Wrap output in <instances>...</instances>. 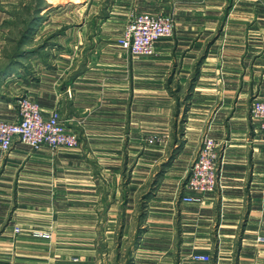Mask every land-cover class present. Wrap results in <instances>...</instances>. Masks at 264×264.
Wrapping results in <instances>:
<instances>
[{
	"label": "crops",
	"instance_id": "1",
	"mask_svg": "<svg viewBox=\"0 0 264 264\" xmlns=\"http://www.w3.org/2000/svg\"><path fill=\"white\" fill-rule=\"evenodd\" d=\"M27 6L0 0V117L17 119L29 96L80 142L5 152L21 206L0 264H264V134L251 115L264 97V0L41 2L24 36L15 10ZM131 12L174 17L155 55L120 46ZM205 136L220 146L219 185L190 202Z\"/></svg>",
	"mask_w": 264,
	"mask_h": 264
},
{
	"label": "built area",
	"instance_id": "2",
	"mask_svg": "<svg viewBox=\"0 0 264 264\" xmlns=\"http://www.w3.org/2000/svg\"><path fill=\"white\" fill-rule=\"evenodd\" d=\"M175 32V19L171 14L135 12L129 19L120 46L133 56L155 55L156 44L162 38H171ZM251 115L257 128L264 134V97L252 102ZM158 137L148 138L149 143ZM16 141L27 144L34 150L44 146L51 148L77 147L80 140L75 131L67 129L58 110L45 115L39 103L29 96L18 99V117L14 120L0 119V148L9 151ZM219 143L211 136L202 140L198 155L194 160L186 183L188 194L184 197L190 202H200L205 194L214 192L219 185ZM264 242V235L258 237ZM196 261L210 262L207 253L191 254Z\"/></svg>",
	"mask_w": 264,
	"mask_h": 264
},
{
	"label": "rangeland",
	"instance_id": "3",
	"mask_svg": "<svg viewBox=\"0 0 264 264\" xmlns=\"http://www.w3.org/2000/svg\"><path fill=\"white\" fill-rule=\"evenodd\" d=\"M50 1H58V0H27V2H28L27 7H23V8L18 7V9L15 10L18 13V15L22 14V15H20V17H23V19L25 21V23H23V24L18 23L19 26L22 27V29H26V27L29 23V27L27 28L28 31L24 32V36H25V34L27 35L28 33L31 32L32 27L34 25L33 24L34 18L32 17V15H34L35 12L39 11L38 7L41 6V2L48 4V3H50ZM133 13H135V12H131L127 16L126 24L128 23V21L131 18ZM25 41H26V39H25ZM38 43H40V42H36L35 44H38ZM10 115H11V113L7 115V118H9ZM4 118L2 116L0 117V119H4ZM4 155H5V152L3 150H1V148H0V238L4 235L6 225L8 223H10V219L12 217V214L15 213L16 210L21 206V205H19V202H21V199H20L18 193L16 194V192H15L17 190L16 184L15 183H13V184L8 183L7 184L5 181V175H4L5 168L4 167H5V158L6 157ZM20 229H21L20 226L16 225L14 228V234H18L21 231ZM113 233L115 235L114 241H116V239H117L116 234H115V232H113ZM41 235H46V234L44 232H42ZM102 235H103V237L101 235L99 237L100 251L103 253H108V251H109L108 247L105 245V244H107L105 232H103ZM125 254H127V253H125Z\"/></svg>",
	"mask_w": 264,
	"mask_h": 264
},
{
	"label": "trees",
	"instance_id": "4",
	"mask_svg": "<svg viewBox=\"0 0 264 264\" xmlns=\"http://www.w3.org/2000/svg\"><path fill=\"white\" fill-rule=\"evenodd\" d=\"M27 28H28V27H27ZM27 28H26V31H28ZM193 80H195V78H194Z\"/></svg>",
	"mask_w": 264,
	"mask_h": 264
}]
</instances>
